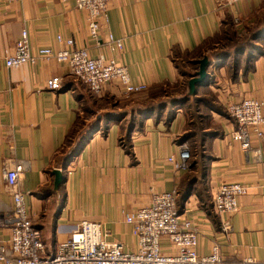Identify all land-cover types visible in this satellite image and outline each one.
<instances>
[{"label": "crops", "instance_id": "1", "mask_svg": "<svg viewBox=\"0 0 264 264\" xmlns=\"http://www.w3.org/2000/svg\"><path fill=\"white\" fill-rule=\"evenodd\" d=\"M263 10L264 0H111L95 42L87 31V14L76 7V0L0 2V217L12 207L3 172L21 164L17 187L41 232L45 256L53 255L83 220L99 223L108 242L135 250L136 238L125 217L148 205L153 193L178 191L188 171H175L167 157L178 156L175 141L187 116L178 110L166 125L136 118L127 148L119 139L126 133L129 115L118 117L109 105L130 110L141 92L165 84L178 85L183 92L182 72L194 70L189 64L194 58L182 55L217 33L232 39L227 27L233 28L234 22L240 28L252 25ZM22 30L32 50H58L56 36L70 37L75 48L86 49L92 57L125 64L130 81L146 89L125 94L119 84L110 83L94 95L69 74L66 64L53 58L7 67L4 59L14 52ZM108 32L122 39L121 49L106 42ZM203 54L214 75L215 103L226 107L230 101L252 97L263 102L264 118V54L235 73L228 61L220 62L217 48ZM52 76L61 78L59 90L47 88ZM214 120L217 133L206 135L205 156L196 169L197 174L204 172V186L197 184L183 202L176 200L177 213L196 226L201 254L217 242L224 264H247V257L264 264V161L253 162L251 153L231 140V119ZM72 130L75 138L83 133L84 138L76 155L62 163L60 151L68 150L64 142ZM56 169L62 181L54 188ZM222 182L248 188L232 214H218L212 207V196ZM225 222L231 227L227 233L222 229ZM8 234L9 229L3 230L2 238ZM160 243L163 252H173L166 238Z\"/></svg>", "mask_w": 264, "mask_h": 264}, {"label": "built area", "instance_id": "2", "mask_svg": "<svg viewBox=\"0 0 264 264\" xmlns=\"http://www.w3.org/2000/svg\"><path fill=\"white\" fill-rule=\"evenodd\" d=\"M17 0H0L11 2ZM111 0H76V7L87 14V31L95 42L100 39V20L106 21V12ZM58 50L41 47L32 50L28 33L22 30L15 50L4 59L7 67H19L34 63L39 58H53L67 65L69 74L83 82L94 95L101 93L110 83L119 84L125 94L138 93L146 89L142 83L130 81L127 66L103 56L92 57L84 48H75L70 37L58 34ZM106 42L122 48V39L110 32ZM48 89H60L61 78L52 76L46 80ZM263 102L252 97L230 101L226 110L231 118L229 136L245 153H251L253 162L264 161ZM178 156L167 157L175 171L189 169V152L184 144L178 146ZM21 164L6 168L3 172L7 186L12 191V207L8 215L0 217V262L4 264H224L217 242L207 254L198 251L199 232L194 223L177 213L178 191L172 189L153 193L150 203L126 215L136 238L135 250L108 242L97 222L83 220L71 235L59 243L53 255L45 256V245L39 228L32 222L25 206L24 194L17 187ZM247 186L239 182H222L212 196V207L218 214H232L238 209V197L247 192ZM225 222L222 229L230 230ZM9 229L7 239L2 232ZM166 238L173 248L172 253L161 249V238ZM244 263L254 264L252 257Z\"/></svg>", "mask_w": 264, "mask_h": 264}, {"label": "trees", "instance_id": "3", "mask_svg": "<svg viewBox=\"0 0 264 264\" xmlns=\"http://www.w3.org/2000/svg\"><path fill=\"white\" fill-rule=\"evenodd\" d=\"M256 20L257 21H256L255 25H253V27H251L252 25L245 27V28H248L247 33L249 32V34H250V38H249L250 40L249 41H253V42L255 40H257V38L259 39L261 36L264 35V10L260 12V14L258 15ZM228 35L229 36L233 35L232 39L231 38L228 39L227 38L228 36L222 35V34L218 35V33H217V34L213 35L212 37L203 40V42L197 48H195V50L191 54L187 53L185 55H182L183 59H187L189 57L194 58L192 61H189V64L193 66L194 70L191 72H182V74L186 78V81H185L186 83L184 85V91L182 92L184 94H182L181 91L180 92L178 91V93L174 94V95L167 93V91H170V88H169L170 84H165L166 87H164V88L162 86H157V87H155L149 91H144L141 93L138 92L140 94H146V95L144 97H137V101H135L132 108H130V110H128L129 112L124 115V116L129 115V118H128V123H127V127H126V133L124 136H122L119 139V142L121 145H124V140H127L126 141L127 146H125V147H127V148L129 147L128 146V144H129V133L135 127L134 120L136 119V117H139L138 115H135L136 113L141 114V113H139L140 111H144L146 109L155 108V107L157 108L159 106L168 110L169 106H171V104L177 103V101H179V100L181 102L188 103L189 100L192 101L191 99H194V98L200 99L199 97L201 95H199V92H198L199 89L198 88H201V87L203 88L204 87L203 84L205 81L196 85V91L194 94L186 96V94L189 91L188 81H189V79H191L192 77H194L196 75V72H197L198 66H199V64H198L199 59H201L203 57V55H204L203 53L205 52V50L222 47L223 49H225L228 52L221 51V53H220L221 58L223 56L228 57L229 54L231 56L232 53L237 52L236 49H234V48L231 51L230 45L227 43V42L233 41V39L235 37L234 34L231 35V34H229V31H228ZM240 47H242V46H240ZM241 50L245 51L246 48L244 47ZM257 51L259 52L257 55L254 53H248L247 54L246 58H250V59H249L248 63L244 64V66L242 67V68H244V70L249 68L250 63H252L258 55L264 54V51L260 52L259 49H257ZM173 54L174 55L178 54V51L175 49L173 51ZM237 66H239V63ZM235 72L236 71H234V73ZM207 78H208V76L206 77V80H207ZM173 90L176 91L178 89L173 88ZM131 94H133V93H131ZM198 102H200L199 104L202 105V106H198V108L204 107L206 109V107L208 106L207 103L211 104V101L209 99H206V98H202L201 100H198ZM212 104L216 108L215 110L224 113V110L219 105L214 103V101L212 102ZM190 107L195 108V106H190ZM131 111L135 113L134 114L135 116L131 115L132 114V113H130ZM197 114H200L199 111H197L196 115ZM200 121L201 120L196 121V124L197 123H198V125L201 124ZM92 123L90 125H92ZM140 123H141V121H140ZM93 127L91 129H94ZM198 127L200 128V125ZM213 133L215 135L217 132L213 131ZM213 133L207 132V133H203V135L206 136V135H211ZM76 136H77V134L73 133V130L71 132H69V134L67 135L64 143H65V145L68 146V150L62 149L60 151L61 154L59 156L61 158L62 163L76 155L77 150L79 149V147L83 141L84 133L82 135L79 134L78 135L79 138H75ZM123 137H124V139H123ZM201 140H202V137H201ZM202 148H203V146H202ZM191 155H192V153H191ZM196 156L197 157L194 158L193 160H192V156H191V160H192V162L190 160L191 166H189V170H188V172H186V174H185V176H184V178H183V180H182V182L178 188L177 203L183 202V200L187 198L189 193H191V191L193 190V188L197 184H201V186H204V182H205V178L203 176L204 172L201 171L202 175L196 173V169H198V167H199L198 165H201L202 158L205 156L203 153V150L199 151V153H196Z\"/></svg>", "mask_w": 264, "mask_h": 264}, {"label": "rangeland", "instance_id": "4", "mask_svg": "<svg viewBox=\"0 0 264 264\" xmlns=\"http://www.w3.org/2000/svg\"><path fill=\"white\" fill-rule=\"evenodd\" d=\"M236 25V26H235ZM253 25H255V23L252 24L251 27H253ZM227 29H229V34H234V39L232 42H227L230 45V50L232 51L233 48L236 49V53H232V55L230 56V54L228 55V57H220V53L221 51H226L225 49H223L222 47L217 48V50L219 51L218 54V58L220 60V62H224L225 60L228 61V67L230 68V71H237L238 69L242 68L244 66V64H247L250 58H246L248 53H254V54H258L259 52L257 51V49L260 50V52L264 51V35L261 36L259 39L257 38V40L253 41H249L250 39V34L249 32L247 33L248 28L245 27H237V22L233 23V28L232 27H227ZM251 31V30H250ZM244 35V36H243ZM242 46V47H240ZM246 48L245 51H242V48ZM228 52V51H226ZM239 63V66H237ZM212 71V69H211ZM211 71L210 68H207V80L205 79L204 84H203V88H198L199 89V95H201L199 98L200 99H191L192 101L188 102V103H184L181 102L180 100L177 101V103L171 104V106H169V109H165L163 107H155V108H150V109H146L144 111H140L138 113H134V112H130L132 113L131 115L135 116L138 115L139 120H142V122H145V120L151 118L153 123L156 120L162 121L163 125L168 124L176 115L178 110H182L183 113L187 116V123L185 124V127L183 128V131L179 133V135L176 138V146H177V151H178V146L181 144H184L186 146V148H188V152H189V158H188V163L189 166H191V162L194 158H196V153H199V151L204 149L202 148V144L204 142V139L206 138L205 135L202 134V132L204 131V133H213L214 130L217 129L216 123H215V116H224L226 117L228 120L231 119L226 107H221L224 110L223 112L217 111L215 110L216 108L213 106L212 102L214 101L215 103V92H214V87L212 86L214 84L213 81V77L214 75H211ZM230 72V73H231ZM229 73V74H230ZM190 80V79H189ZM170 91H167V93L170 94H177L178 91H182V89H180V87L178 85L172 84L169 86ZM173 88L178 89L176 91L173 90ZM184 91V90H183ZM195 91H196V86H195ZM182 93V92H181ZM195 93V92H194ZM193 93V94H194ZM184 94V93H182ZM146 94H141L139 97H144ZM192 95V94H191ZM187 96V94H186ZM202 98H206L209 99L211 101L210 103H207V107L206 109L204 107H199L198 106H202L201 104H199L200 102H198V100H201ZM190 106H195V108L190 107ZM121 108V109H119ZM128 107H124V106H120L118 107L115 103L109 105V110L113 111L118 117L124 116L125 114H127L129 111L127 110ZM197 111H199V113L201 114H197ZM135 114V115H134ZM201 120V124L200 128L198 127V123L196 124V121ZM155 124V123H154ZM124 127H126L125 123H123ZM209 128V129H208ZM202 137V140H201ZM124 139V137H123ZM127 139V138H126ZM127 140H124V146H127ZM192 153V155H191ZM191 156H192V160H191ZM191 160V162H190ZM189 170V169H188ZM186 170V171H188Z\"/></svg>", "mask_w": 264, "mask_h": 264}, {"label": "water", "instance_id": "5", "mask_svg": "<svg viewBox=\"0 0 264 264\" xmlns=\"http://www.w3.org/2000/svg\"><path fill=\"white\" fill-rule=\"evenodd\" d=\"M198 70L196 75L189 80V95L195 92V86L202 83L207 77V68L209 66V60L206 57H202L199 60ZM55 175L54 188H57L62 181L61 170H54Z\"/></svg>", "mask_w": 264, "mask_h": 264}]
</instances>
